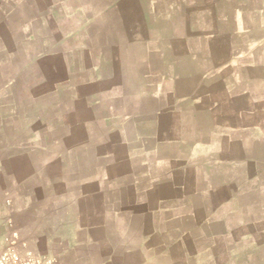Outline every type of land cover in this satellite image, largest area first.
<instances>
[{
	"label": "crops",
	"instance_id": "1",
	"mask_svg": "<svg viewBox=\"0 0 264 264\" xmlns=\"http://www.w3.org/2000/svg\"><path fill=\"white\" fill-rule=\"evenodd\" d=\"M264 264V0H0V252Z\"/></svg>",
	"mask_w": 264,
	"mask_h": 264
},
{
	"label": "built area",
	"instance_id": "2",
	"mask_svg": "<svg viewBox=\"0 0 264 264\" xmlns=\"http://www.w3.org/2000/svg\"><path fill=\"white\" fill-rule=\"evenodd\" d=\"M0 264H45L35 256L18 257L11 251L0 252Z\"/></svg>",
	"mask_w": 264,
	"mask_h": 264
}]
</instances>
